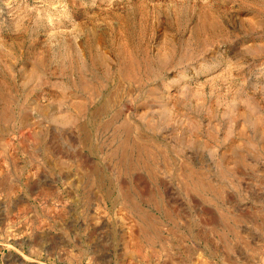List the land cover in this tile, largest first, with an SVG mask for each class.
<instances>
[{"label":"rangeland","instance_id":"rangeland-1","mask_svg":"<svg viewBox=\"0 0 264 264\" xmlns=\"http://www.w3.org/2000/svg\"><path fill=\"white\" fill-rule=\"evenodd\" d=\"M116 89L123 98L90 116ZM124 119L143 135L131 138L169 149L168 167L161 157L153 164L159 183L142 169L118 179L108 154ZM182 160L218 194L186 189L173 165ZM92 166L105 182L86 176ZM110 177L160 188L177 221L143 205L162 223L164 244L141 241L140 219L108 196L118 193ZM258 210L264 0H0V264H164L172 255L264 264Z\"/></svg>","mask_w":264,"mask_h":264},{"label":"bare ground","instance_id":"bare-ground-1","mask_svg":"<svg viewBox=\"0 0 264 264\" xmlns=\"http://www.w3.org/2000/svg\"><path fill=\"white\" fill-rule=\"evenodd\" d=\"M141 68V67H140ZM146 69V68H145ZM150 69V68H149ZM151 70V69H150ZM157 71V70H156ZM151 72V71H150ZM158 73V72H156ZM93 76V75H92ZM131 76V74H130ZM133 76V75H132ZM135 76V75H134ZM149 76V74H148ZM136 77V76H135ZM139 80V79H138ZM129 82V81H128ZM150 90V89H149ZM169 91V90H168ZM147 92V91H146ZM121 93V92H120ZM170 93V92H169ZM141 94V93H140ZM155 94V93H154ZM151 95V94H150ZM141 96V95H140ZM149 96V95H148ZM158 97V96H157ZM156 97V98H157ZM123 98V95H119L118 94V90L116 89L115 91H111L108 92V95L105 97L104 102H102L103 104L96 107L93 111L92 114L90 116H93L95 119L98 116H101L102 114L106 113L108 108L110 110V107L117 104L118 101H120ZM92 99V98H91ZM155 99V98H154ZM161 99V98H160ZM162 100V99H161ZM91 101V100H90ZM166 102V101H165ZM100 103V102H99ZM74 104V103H73ZM77 104V103H76ZM79 104V103H78ZM101 104V103H100ZM163 104V103H162ZM165 104V103H164ZM72 106V105H71ZM165 107V106H164ZM170 107V106H169ZM167 108V107H166ZM179 108V107H178ZM168 109V108H167ZM166 109V110H167ZM176 109V108H175ZM117 110V109H116ZM2 112V111H1ZM46 114V113H45ZM108 114V113H107ZM116 118H120L121 117V112L117 111L114 114ZM162 116V114H161ZM169 116V114H168ZM166 117V116H165ZM25 119V118H24ZM147 119V117H146ZM112 120V119H111ZM110 120V121H111ZM116 120V119H115ZM154 120V119H153ZM24 121V120H23ZM93 121V119H92ZM102 121V120H101ZM113 121V120H112ZM152 121V120H151ZM151 121L148 120V123ZM166 121V120H165ZM99 122V121H98ZM95 123V121H94ZM102 123V122H101ZM101 123H100V127H101ZM112 122H106L105 124H103V128L105 127H110V124ZM132 123V122H131ZM130 121L128 122V120L124 119L122 120V122L120 124H118L115 127V131H118V129H120L122 132V134L124 135L123 138H121L122 140L117 143L119 144V149L118 148H114V151H110L109 154L108 152H105L106 155L108 154L109 158L110 157H115L116 156V162H115V169L117 171V175L119 176L118 179L122 178V176L124 175H132L133 173H135L137 170L142 169L143 171H145L146 173H148V175L153 179L154 182H158V178H157V172L155 169L158 167L156 164L155 166H153L154 162L156 161L157 157H161L162 160L165 162V166L164 168L168 167L169 165V158L167 157L168 153H166V150L163 148H159L158 146V150H154L152 147L150 148L146 142L143 143L142 141H139L137 139H133L134 137L131 138V133L132 132H136L138 133L139 136H143L141 131L139 132V130L137 129V126L131 124ZM154 123V121L152 122V124ZM157 123V122H156ZM155 123V124H156ZM160 123V122H159ZM165 123V122H164ZM98 125V123H96ZM159 125V124H157ZM95 126V125H92ZM150 128V127H149ZM97 129V128H96ZM101 129V128H100ZM99 129V130H100ZM111 130V129H110ZM150 130V129H149ZM105 131V130H104ZM83 132V131H82ZM86 132V131H84ZM83 132V133H84ZM99 133V132H98ZM112 133V132H111ZM87 134V133H86ZM133 134V133H132ZM103 135V134H102ZM118 135V134H117ZM116 135V136H117ZM135 135V134H134ZM133 135V136H134ZM84 137V136H83ZM114 137V136H113ZM41 138V137H40ZM139 138V137H138ZM112 139V138H111ZM120 139V138H119ZM118 139V140H119ZM145 139V138H144ZM84 140V139H83ZM90 140V139H89ZM92 141V140H91ZM104 141V140H103ZM148 141V140H147ZM90 142V141H89ZM108 142V141H107ZM106 142V143H107ZM149 142V141H148ZM105 143V142H104ZM157 143V142H156ZM111 144V143H110ZM106 145V144H105ZM104 145V147H105ZM168 145V144H167ZM111 146V145H110ZM116 146V145H115ZM169 146V145H168ZM155 147V145H154ZM163 147V146H162ZM95 148V147H94ZM110 148V147H109ZM98 149V148H97ZM104 149V148H103ZM108 149V148H107ZM172 151V149H170ZM117 151H119V153L116 155ZM160 151V152H159ZM166 151V152H165ZM48 154V153H47ZM172 154V153H171ZM170 154V155H171ZM54 158V157H53ZM108 158V157H107ZM108 158V159H109ZM172 159L173 156H171ZM51 159V157H50ZM114 159V158H113ZM171 159V160H172ZM107 160V159H106ZM110 160V159H109ZM160 160V159H159ZM82 161V160H81ZM84 161V160H83ZM115 161V160H114ZM161 161V160H160ZM163 161H161L162 163H164ZM114 163V162H113ZM159 163V161H158ZM161 163V164H162ZM173 163V162H172ZM160 164V163H159ZM164 165V164H163ZM173 165L178 169L182 168L184 170L182 175H185V188L186 189H192L195 191V193L197 192L198 194H200L203 198L205 197L206 200L210 197L206 196L207 193H215L218 194L217 189L215 188V185H213L210 181H207L205 179V173H200L198 172V170H196L194 167L190 166L188 163L186 162H182L179 163L178 161L175 162V164L173 163ZM97 166V165H96ZM96 166H92L89 169L85 170V174L86 176L89 177V179H93V181L95 182H105V177L103 175H101L99 173V169ZM161 166V165H160ZM173 166V168H174ZM114 167V166H113ZM159 168V167H158ZM103 170V169H102ZM168 170V169H167ZM170 170V168H169ZM176 170V169H175ZM182 170V171H183ZM162 171V170H160ZM204 172V171H201ZM167 173V172H166ZM196 173V174H195ZM198 173V174H197ZM104 174V173H103ZM94 175V176H93ZM111 175V173H110ZM115 175V174H114ZM196 175V176H195ZM133 176V175H132ZM160 176V175H159ZM128 177V176H127ZM180 177V176H179ZM183 178V176H182ZM183 178V179H184ZM109 183H111V185H114V187L117 185V190L118 193L116 196L112 197L113 192L108 191V196L109 198L114 200V203L119 200L122 199V202L124 204H127V206L134 212V214L140 219V223L139 225V234L138 237L141 238V241L145 240L146 244H156L161 242L160 244H164V240H165V236H162V233L160 232L161 230V224L158 222L157 218L155 217V213L153 214L148 208L144 207L143 204L148 205L150 208L152 207L153 209H155V211H158L160 214H163V216L167 219H170V221H177L175 220L173 213L171 211V209L168 208V206L165 205V203H163V196L161 193L160 188H158V186L156 188H154V186L150 189H138V188H133L131 185H129L128 183H119L116 177L115 179H112L111 177L109 178ZM130 179V178H129ZM115 180V181H114ZM182 180V179H181ZM121 181V179H120ZM152 181V182H153ZM156 182V183H157ZM108 184V182H106ZM155 183V184H156ZM159 183V182H158ZM182 183H184L182 181ZM102 184V183H101ZM106 184V185H107ZM93 185V184H92ZM136 185V184H135ZM159 185V184H157ZM102 186V185H101ZM184 189V188H183ZM108 190V189H107ZM116 190V189H115ZM222 194V193H221ZM221 196V195H220ZM129 209V210H130ZM259 211V210H258ZM253 212V211H252ZM259 213L261 214V216H264V211H259ZM157 214V213H156ZM202 214V213H201ZM205 214V213H203ZM207 214V213H206ZM158 215V214H157ZM200 216V215H199ZM225 216V215H224ZM201 217H205L202 216ZM213 217H211L212 219ZM264 218V217H263ZM224 219V218H223ZM166 220V219H165ZM167 221V220H166ZM207 221V220H206ZM205 221V222H206ZM212 221V220H211ZM204 222V221H203ZM216 222V221H215ZM176 223V222H175ZM174 223V224H175ZM196 223H194L191 220H187L186 223H184V227L190 232V234L193 232L194 229V225ZM231 224V223H230ZM177 225V224H176ZM175 225V226H176ZM226 225V224H225ZM172 226V224H171ZM171 226H167L165 227V229L167 230V228ZM174 226V225H173ZM172 226V227H173ZM198 226V225H197ZM196 226V227H197ZM199 226H201L199 224ZM204 226V225H202ZM229 226V225H227ZM177 227V226H176ZM223 227V226H222ZM226 229L228 228L229 230L233 229V227H225ZM176 229V228H175ZM224 229V228H223ZM223 229H221L222 231H224ZM164 230V229H163ZM171 230V229H170ZM202 230V229H201ZM204 230V229H203ZM169 231V230H168ZM210 231L211 232H215L217 231L218 235L223 238V236L225 237V235L221 234V232L218 230V226L217 224H211L210 226ZM219 231V232H218ZM235 232V231H234ZM224 233H226V231H224ZM197 234H199L197 232ZM174 235L177 236L179 239L181 237L184 238V236H182V234L178 233V232H174ZM194 235V233H193ZM201 235V233L199 234ZM181 236V237H180ZM177 238V240H178ZM182 239V238H181ZM224 239V238H223ZM228 241V240H227ZM167 242V241H166ZM144 244V243H143ZM168 245V244H167ZM197 245V244H196ZM162 246V245H161ZM165 247V245H164ZM163 249V248H162ZM169 252V251H168ZM174 254V253H173ZM253 254V253H252ZM171 255V254H170ZM191 255V254H190ZM212 255V254H211ZM189 256V255H188ZM214 256V255H213ZM169 257L168 262L165 261L164 264H178L180 263L182 260L184 262V260L186 259H182L183 257H179V255H172L171 257ZM171 258V259H170ZM189 258V257H188ZM178 259V260H177ZM180 259V260H179ZM182 259V260H181ZM248 260V259H247ZM231 261V260H230ZM186 262V261H185ZM184 262V263H185ZM182 264V262H181ZM187 264V263H186ZM234 264V262H233Z\"/></svg>","mask_w":264,"mask_h":264}]
</instances>
